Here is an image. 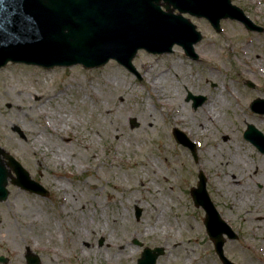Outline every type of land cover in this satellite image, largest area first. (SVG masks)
<instances>
[{
    "label": "rangeland",
    "instance_id": "1",
    "mask_svg": "<svg viewBox=\"0 0 264 264\" xmlns=\"http://www.w3.org/2000/svg\"><path fill=\"white\" fill-rule=\"evenodd\" d=\"M232 2L263 32L222 20L217 33L206 20L190 17L203 36L195 46L198 59L177 46L161 55L139 51L132 61L139 80L115 61L95 69L16 63L0 69V147L49 191L41 197L8 181L7 200L0 202L6 264H27L26 249L40 264H136L145 247L164 249L156 264H222L206 233L204 211L190 195L199 172L221 217L245 238L242 250L240 240L226 241L227 258L264 264V221L257 219L264 217V155L242 136L247 124L264 134V115L250 110L252 100L264 99V0ZM161 72L176 84L178 107L158 102L165 99L151 82ZM189 93L206 101L194 109ZM219 96L224 103H217ZM181 105L185 120L174 121ZM132 118L137 127L130 126ZM173 128L195 143L196 160L175 141ZM231 158L240 159L241 170H232L240 179L238 191L218 186L229 175ZM157 205L162 227L152 231ZM135 208L141 209L139 218ZM137 224L149 235L132 238ZM77 229L84 239L72 250L67 238ZM108 236L128 237L134 256L112 258Z\"/></svg>",
    "mask_w": 264,
    "mask_h": 264
},
{
    "label": "water",
    "instance_id": "2",
    "mask_svg": "<svg viewBox=\"0 0 264 264\" xmlns=\"http://www.w3.org/2000/svg\"><path fill=\"white\" fill-rule=\"evenodd\" d=\"M175 10L179 13L174 14ZM185 13L207 19L217 32L220 20L226 18L242 22L249 30L262 31L241 9L231 5L230 0H0V68L8 62H18L47 69L78 64L89 69L113 59L135 73L132 60L138 50L170 53L174 45L182 47L188 57L197 59L194 45L202 37L195 25L182 16ZM248 85L253 87L251 82ZM189 97L194 108L205 101L203 96ZM251 110L264 114V100H254ZM130 125L137 127L136 119L132 118ZM173 135L196 159L194 144L178 129L173 130ZM244 138L264 153V135L253 125L247 126ZM2 157L16 178L11 177ZM9 177L13 185L41 196L48 195L0 148V201L8 196ZM198 178L196 188L190 191L193 202L205 211L204 225L219 259L223 264H234L223 255V235L229 239L237 236L211 202L204 176L200 173ZM140 213L136 208L137 218ZM162 254V248H145L137 264H155ZM26 258L28 264H39L37 256L28 254Z\"/></svg>",
    "mask_w": 264,
    "mask_h": 264
},
{
    "label": "bare ground",
    "instance_id": "3",
    "mask_svg": "<svg viewBox=\"0 0 264 264\" xmlns=\"http://www.w3.org/2000/svg\"><path fill=\"white\" fill-rule=\"evenodd\" d=\"M36 79H40V77H36ZM7 83V82H6ZM7 85L9 86L10 84L7 83ZM151 87L153 88V91L158 94L157 96H162L165 101H158L161 104H165L166 102H171L172 104L176 105V107H178V98L176 96L175 93V87L176 84L171 80L170 77L163 76L162 72L159 74V76L155 77L152 82H151ZM169 93H171V95H169ZM5 94H8L7 92H5ZM43 97H38V100L41 101ZM50 98H47V100H49ZM225 102V97H217V103L221 104ZM99 104V103H97ZM11 109L16 106V103L13 102L12 104L8 105ZM97 107H99V105H97ZM180 109H177L176 112V116L174 117V121H178V120H185V118H181L184 115H186L187 110L186 108L181 105L179 106ZM111 110H107V113H110ZM203 113L206 114L207 116L210 115V109H204ZM178 118V120H176ZM209 120H212V118L209 116ZM205 123L201 124L200 127L198 129H203L204 128ZM122 128V126H121ZM190 133L194 134L195 132L191 129ZM71 141V139H70ZM88 146V144H84V147L86 148ZM55 153V157H59L58 153ZM231 162L232 164L229 165L230 166V171H229V175H225L224 176V180L223 183H218V186H225L228 187L229 189H233L234 191H238V186H240V179L237 178V173L232 175V170L234 171H240V159L239 161L236 159H232L231 158ZM150 165V164H149ZM151 165L153 166V164L151 163ZM150 168V167H149ZM153 172V171H152ZM159 209L155 210V216L154 218L149 220V223H151L152 225V231L155 229H158L157 227H162V222H161V212H162V208L160 205H157ZM133 226V225H130ZM137 232L136 234L132 235V238H143L144 236H148L149 233H147V229L144 225L142 224H137L135 226ZM71 238H67L69 241V244L72 245V250H74L75 248H77L76 246L81 244V241L83 242V237L81 234V231L79 229H77L76 231L70 233ZM69 236V233H68ZM57 237V236H56ZM56 237H54L53 235H51V238L56 239ZM108 251L110 253H112V258H121L122 256H125L124 259H131L132 256H134V251L132 250V248L129 245V240L128 237H124V238H117V239H113L111 238V236H108ZM98 254H100V251H97ZM84 256H87L88 254L83 252ZM105 264H116L115 261H112L111 259H105Z\"/></svg>",
    "mask_w": 264,
    "mask_h": 264
},
{
    "label": "flooded vegetation",
    "instance_id": "4",
    "mask_svg": "<svg viewBox=\"0 0 264 264\" xmlns=\"http://www.w3.org/2000/svg\"><path fill=\"white\" fill-rule=\"evenodd\" d=\"M262 211V210H261ZM258 219V221L260 222V223H262L263 221H264V217H261V218H257ZM239 242H241V245H240V247H241V250H242V246H243V249H245V242H244V240H245V238H244V235L243 234H239ZM253 246L254 245H252L251 246V248H253ZM242 264V263H241Z\"/></svg>",
    "mask_w": 264,
    "mask_h": 264
}]
</instances>
